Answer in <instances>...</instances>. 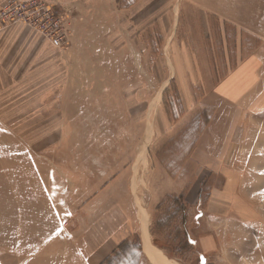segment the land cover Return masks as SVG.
Instances as JSON below:
<instances>
[{
    "label": "rangeland",
    "instance_id": "374dc122",
    "mask_svg": "<svg viewBox=\"0 0 264 264\" xmlns=\"http://www.w3.org/2000/svg\"><path fill=\"white\" fill-rule=\"evenodd\" d=\"M99 1L107 2L116 13L108 21L105 37L120 39L118 46H94V40L105 37L104 30L92 23L84 36L92 46L81 48V54L74 57L70 45L56 49L49 43L52 51L41 59L36 56L38 48L24 47L27 53L19 56L20 44L11 49V56H0V264H77L78 249L69 244L68 224L60 215L59 205L65 202L60 200L59 171L78 161L68 153L88 149L84 138L91 136L88 131L75 133L84 127L71 120L102 118L105 112L78 111L76 102L87 103L93 97L94 103V97H106L99 95L102 87H119L121 83L123 152L125 156L132 154L127 165L132 169L133 220L142 237L147 230L157 255L152 257L161 264H264V14L257 13L264 10V0H218L229 8L220 21L246 30L242 36L250 41L249 51L263 61L250 62L247 74L255 87L243 110L231 113L230 135L225 136L227 110L223 124L213 129L210 138L204 135L207 141L201 144V151L196 149L197 143L210 127L212 110L201 101L202 87H195L197 93L186 97L179 88L185 85L186 73L197 74V59H205L202 52L207 50L187 46L181 37L183 24L175 20L189 2L193 6L205 4L202 0H78L59 6L68 10L77 24L83 19L80 10L89 3L100 6ZM133 7L137 10L132 11ZM148 10L155 21L150 22L154 31L149 33ZM28 32L20 38L31 37ZM249 33L262 38L247 37ZM101 53H107L108 60H100ZM217 57L215 54L203 64V70L214 71L206 88L237 65L217 62ZM101 71H109L106 80L98 77ZM116 71H124L122 81L111 75ZM139 72H143L142 79L136 78ZM83 74L87 77L80 78ZM195 79L191 82H202ZM84 88L89 94L76 95V89L82 94ZM68 104L70 109L64 110ZM109 110L118 111L119 117V101L116 110L109 103ZM37 117L38 125H32ZM88 126H93L92 122ZM61 132L65 138L59 144ZM79 139L84 144L78 143ZM97 141L98 134L93 133L89 151L100 146ZM141 150L143 163L138 162ZM193 152L196 161L190 159ZM179 158H185L180 174L175 178L167 175L168 179L164 173L167 166L163 165ZM165 179L171 182L166 190L162 185ZM179 201L186 204L187 214L182 215L175 205ZM186 234L190 245L184 243ZM205 237L213 238L212 250L202 248ZM204 241L206 249L211 241Z\"/></svg>",
    "mask_w": 264,
    "mask_h": 264
},
{
    "label": "crops",
    "instance_id": "0c3cea01",
    "mask_svg": "<svg viewBox=\"0 0 264 264\" xmlns=\"http://www.w3.org/2000/svg\"><path fill=\"white\" fill-rule=\"evenodd\" d=\"M10 0H0V9L3 8L6 3ZM51 4L59 6L63 2H76L78 0H45ZM98 4L83 7L80 11L81 22H76L72 25V35L65 48L70 45L71 55L81 54V48L85 46H92V42L85 39L84 36L87 34L88 25L95 23L100 30H104L102 36L107 35V25L109 19L116 15L112 10L108 8L107 2L99 1ZM101 2L104 4H101ZM196 2V1H195ZM189 2V5L182 8L181 14L176 17L175 23L181 21L183 27H181V37L187 46L201 47L207 50V53L202 52L205 59H197V64L200 62V68L197 72L192 74L186 73L184 79H186L185 85H182L181 93L186 95H195V87L204 89V98L202 102L206 103L212 110V119L209 129L205 130L201 134L197 148L199 151L203 148L201 144L205 141V134L210 138L213 129L216 126L223 124V114L227 110H230L227 114L228 118L225 127L227 132L225 136L230 135V127L234 120L231 113H236L237 110H243L244 103L247 95H250L252 89L255 87V82L250 83L247 71L249 70L250 62L262 63L263 59L258 54H253L249 51V39L242 36L246 30L237 29V26L228 22H221L220 15L228 9L225 6H221V2L218 0L206 1L202 0L203 6H193ZM132 8L131 10L133 11ZM137 10V9H136ZM249 14H252V10H248ZM264 10L260 9L257 11L258 14L263 15ZM256 13V14H257ZM139 14V11H138ZM137 15V12L136 14ZM144 17L146 16L143 14ZM151 13L148 10L146 20L147 31H154L150 26ZM155 24V21L153 22ZM252 27V25H251ZM27 28L21 25L7 26L3 30H0V56L9 57L12 55V48L16 46H22L19 56L24 57L27 53V49L23 51L24 47L38 48L37 55H40V59L45 56V52L50 53L52 48L49 46L46 40L40 38V36L33 32H28ZM30 31V30H29ZM25 32L30 33L31 37L22 39L20 37L27 36ZM250 34V35H249ZM247 37H253L260 39L261 36L249 33ZM83 37V38H82ZM148 38H151L148 35ZM36 40L40 42L37 43ZM149 40V39H148ZM197 41V43L195 42ZM239 41L240 49L236 52V47ZM118 46L120 39L109 40L107 37L101 40H94L93 45L97 46ZM247 43V44H246ZM20 44V45H17ZM227 47V48H226ZM215 48H218L215 50ZM203 50V51H204ZM201 54V55H202ZM217 54V62L222 63H235L234 67L225 75L222 79H219L212 87H205L208 80L212 79V72L209 69L203 70V64H208L211 61V57L215 58ZM100 60H108L107 53L99 54ZM216 61V59H214ZM208 62V63H207ZM202 64V65H201ZM236 64V63H235ZM205 67V66H204ZM202 70V71H201ZM109 71H101L98 77L106 80L108 78ZM79 73V72H78ZM257 76V68L255 69ZM80 75V74H78ZM86 75V76H85ZM83 74L80 78H86L87 74ZM111 75H115V78H124V71L112 72ZM144 77L143 72L137 74V79ZM200 78L202 82H191L195 78ZM69 78V76H68ZM188 78V79H187ZM121 79V81H122ZM237 79V80H236ZM190 80V82L188 81ZM226 83V84H225ZM227 85V86H226ZM226 89L224 90V87ZM83 89V88H82ZM81 89L76 95L82 96L89 94V89L84 88V93H80ZM123 84L118 87H102L99 95L106 96L101 98L94 97L95 102L91 100L86 102H76V109L78 111H100L105 112L99 119H74L77 127H84L83 129L75 130L77 134H87L89 132L91 138H84V142L87 144L88 149H92L91 139L92 135L98 134L99 147L96 150L89 151L75 150L68 153L69 158H75L78 161L76 163H69L66 167L60 168L59 174L60 179V191L61 201L65 204H60V215L65 219L68 226L65 229L69 238V244L78 249V262L77 264H161L157 257L154 247L147 234V239L143 234L138 232V224L133 220V203L131 198V175L132 169L128 166L132 154L125 156L124 150V136L122 133V127L124 125L123 117V97L118 94H124ZM54 91V89L52 90ZM107 96H115V98L108 99ZM120 103V111L118 117V111L111 113L109 110V103L115 105L117 109V103ZM70 104V102H69ZM65 106L63 109H70V105ZM75 104V103H73ZM189 107L193 106L191 101L188 102ZM42 106V105H41ZM36 107V106H35ZM71 109L74 110L73 107ZM33 111V109H31ZM110 111V113H108ZM27 114V113H25ZM35 115V114H34ZM33 116V115H32ZM110 117V119L108 118ZM121 116V117H120ZM31 117V116H30ZM27 119V118H26ZM25 119V120H26ZM40 118L35 119V123L32 125H38ZM5 120V124L8 126L9 123ZM24 121L20 120V123ZM223 121V122H222ZM64 122V120H61ZM89 122H92L93 126H88ZM12 123V121L10 122ZM22 125H31L30 122H23ZM91 127V129H86ZM93 127L95 128L93 130ZM98 129V132L95 130ZM120 132V133H119ZM67 135H71L70 130H67ZM65 138V134L61 132L59 144ZM207 138V137H206ZM78 143H83V139L77 140ZM84 144V143H83ZM55 146V145H54ZM35 150V149H34ZM75 155V156H74ZM194 152L191 154V161L194 159ZM196 161V160H195ZM126 165L128 167H126ZM186 162L184 166H187ZM55 169V168H54ZM165 177H167L166 171H164ZM168 178V177H167ZM169 179V178H168ZM167 182V186L165 184ZM163 189L166 190L170 187L171 182L167 179L162 183ZM181 188V187H179ZM182 189V188H181ZM66 195V197L64 196ZM59 200V201H60ZM136 233L138 236L136 237ZM210 240L211 244L205 249V241ZM201 245L204 250H212L214 240L211 237H205L201 240ZM151 256H149V255ZM153 256V257H152Z\"/></svg>",
    "mask_w": 264,
    "mask_h": 264
},
{
    "label": "built area",
    "instance_id": "2783aa9c",
    "mask_svg": "<svg viewBox=\"0 0 264 264\" xmlns=\"http://www.w3.org/2000/svg\"><path fill=\"white\" fill-rule=\"evenodd\" d=\"M74 21L68 10L45 0H10L0 9V30L21 25L56 49L67 46Z\"/></svg>",
    "mask_w": 264,
    "mask_h": 264
},
{
    "label": "trees",
    "instance_id": "16d2710c",
    "mask_svg": "<svg viewBox=\"0 0 264 264\" xmlns=\"http://www.w3.org/2000/svg\"><path fill=\"white\" fill-rule=\"evenodd\" d=\"M163 157H165L164 153H162V158ZM184 160H185V158H179V159H176V160L171 161L169 163H165V165H163L164 164L163 162H161V163H163L162 164L163 166H167V168L165 167L166 174L169 175L171 178H175L176 175L180 174V168H181V165L185 162ZM181 183H182V181H181ZM175 205L178 207V209L182 213V215L187 214V212L185 211V205L186 204L183 205L182 202L179 201V202H176ZM188 239L189 238H188V236L186 234V239H185L186 242H184V243H186V245H190V242H189ZM172 240L178 241L177 238H173V237H172Z\"/></svg>",
    "mask_w": 264,
    "mask_h": 264
},
{
    "label": "bare ground",
    "instance_id": "6f19581e",
    "mask_svg": "<svg viewBox=\"0 0 264 264\" xmlns=\"http://www.w3.org/2000/svg\"><path fill=\"white\" fill-rule=\"evenodd\" d=\"M140 155H139V157H138V162L140 161V162H144V160H145V155H144V151L142 152V150H141V152L139 153ZM146 220V219H145ZM144 223H146L145 221H144ZM147 224V223H146Z\"/></svg>",
    "mask_w": 264,
    "mask_h": 264
}]
</instances>
